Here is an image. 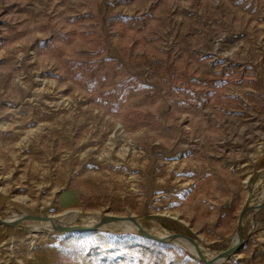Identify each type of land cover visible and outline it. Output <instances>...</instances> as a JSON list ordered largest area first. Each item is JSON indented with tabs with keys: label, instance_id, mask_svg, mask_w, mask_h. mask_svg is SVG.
Masks as SVG:
<instances>
[{
	"label": "rangeland",
	"instance_id": "rangeland-1",
	"mask_svg": "<svg viewBox=\"0 0 264 264\" xmlns=\"http://www.w3.org/2000/svg\"><path fill=\"white\" fill-rule=\"evenodd\" d=\"M0 264H264V0H0Z\"/></svg>",
	"mask_w": 264,
	"mask_h": 264
},
{
	"label": "bare ground",
	"instance_id": "bare-ground-1",
	"mask_svg": "<svg viewBox=\"0 0 264 264\" xmlns=\"http://www.w3.org/2000/svg\"><path fill=\"white\" fill-rule=\"evenodd\" d=\"M16 218L19 219L20 216H17ZM87 220H88V222L86 223V225L89 226L90 228H94V227L98 226L99 224H101L102 227L111 228V229L116 230V231L143 232L145 234L147 233L146 231L139 229L136 222L134 220H131V219L120 220V219H117L115 217H105V218L96 217V218H87ZM41 222L45 226H51L52 225V222H50V221H41ZM153 231L157 233L156 234L157 237H159L163 240H169V241L181 244V245H183L189 249H193L195 247L194 241L189 237H185V236H181V235H172V234L167 233V232H157L155 229ZM231 250L224 252L222 254L223 259H225L226 256L231 253ZM234 251H235V247H234Z\"/></svg>",
	"mask_w": 264,
	"mask_h": 264
}]
</instances>
